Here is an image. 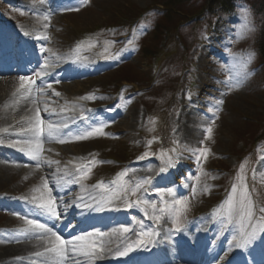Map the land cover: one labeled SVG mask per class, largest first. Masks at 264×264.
Listing matches in <instances>:
<instances>
[{
	"label": "rangeland",
	"instance_id": "374dc122",
	"mask_svg": "<svg viewBox=\"0 0 264 264\" xmlns=\"http://www.w3.org/2000/svg\"><path fill=\"white\" fill-rule=\"evenodd\" d=\"M126 3L144 8L148 1L0 0V17L6 19L21 32L24 48L29 47L30 52L39 49L40 62L37 64V69L41 72V69L44 68L45 71L50 73L49 80H42L41 84L34 83L31 86L26 84L22 89L19 78L21 76L29 77L32 80L33 78L16 72L13 63L10 62L13 61V57H10L12 55L8 57L9 63L0 67V99L2 97L0 100V142L4 141L13 144V146L18 144L21 152L27 144L24 139L26 135L22 132L21 136L16 138H11L8 133L3 134V132H7L8 127L17 133L14 122H17L15 127L20 129L25 126L22 122L23 118L19 115L12 116L9 104L6 106V103L11 102L15 92L25 89L37 91L42 100L35 105V110L36 112L39 110L41 118H44L42 114L45 115L46 113L66 115L64 114L66 112L65 106L71 101V97L80 95L84 91L102 90V93L98 91L94 94L95 102H116L113 107L109 108L107 114L99 112L91 115L92 128L80 126V129L86 133L75 134L73 138L69 135L66 136L63 139L65 142H60L61 149L59 150L62 151L61 154L59 152H49L48 157L42 161L43 170L40 175L34 173L26 175L19 167L10 168L7 164L8 160L0 158V241L4 239L6 234L2 229L13 226L15 223L21 224L23 213L28 211L29 208L34 204L38 206L46 204L50 198L54 197L52 194L49 195L48 190H44L46 189L45 184L48 187L52 184L62 185L60 190L64 189L67 185L66 158L71 153L90 154L95 159L96 165L86 176V178L89 177V181L95 177L109 176L116 171L115 167H111L112 162L107 160L112 150L120 149L132 143L142 153L134 159L152 156V153H145V151L149 152L148 142L142 138L141 132L146 127H148V130H152L160 120L164 119V116H160V114L150 115L149 108L144 105L145 103L138 96V92H131L127 85L124 87L118 86L124 85L123 82L113 81L114 76L127 65L146 73H150L151 69L163 70L162 65L164 62L157 63V61H154L150 65L153 60L146 58L141 53L144 42L151 36L148 27L144 23H139L133 27L132 34L136 36V40L142 45L123 46L119 51H110V58L101 61L95 57L100 56V53L96 50L97 44H93L94 48L90 50L91 53L87 61L79 60L71 65L66 63L70 62L68 48H70L74 38H78L81 33H84L82 36L88 33H91V35L93 33L97 34L99 28L107 22L113 8L118 5L125 8ZM46 16L48 19H45ZM45 24L49 25L46 29L44 28ZM1 31L11 41L14 39L3 28ZM253 34L254 30L250 28L239 12L222 15L216 32L208 38V40L210 39L208 47L202 46L196 54L195 74L193 75L195 76L194 82L196 83L193 84L196 91L189 92V89L185 87L178 98L179 110L175 112L174 106H171L170 114H168V124L171 127L170 133L175 144L181 150H185L187 155L190 158L192 157V161L189 162L188 158L178 150V152H172L169 155H160L159 158L146 159L145 162L129 163L124 168L127 170L128 175H131L125 180L127 182L126 188L135 187L137 183L144 179H152L159 167L165 168L163 176L166 182H164L165 184L160 182L157 184L159 195L146 197L143 191L148 187L144 184L138 193L129 192L124 201L134 197L136 202L142 204L144 210L149 209L146 215L151 220H155L156 215L161 216V219L168 220L166 223L167 228L172 222L173 227L183 229L184 225L181 222L183 216L189 215L191 212L201 214L209 203H213L219 198L214 193L222 192L224 194L221 197L222 204L218 205L220 218L218 221L212 222L216 228L213 230L218 235L222 229V208L230 196H234L237 200L240 198V192L233 190V186L229 185L224 172L215 173L212 168L236 166L237 161L232 150L238 152L241 149L247 150L249 143L247 139L246 144L242 146V142L238 141L235 136V131H245V128H240L245 117H248L247 120L264 117V64L255 65L253 63V52L249 48L253 40ZM45 36H47V40L43 39ZM90 39L93 41L94 37L91 36ZM11 43L13 42H9V45L5 47L8 54H12ZM32 45L34 46L32 47ZM42 45L46 49L44 53L40 52ZM46 60L48 61L47 67H45ZM57 67L60 72L57 71L56 75H53L52 71ZM5 68L9 70L3 71L2 69ZM159 82L161 83V81ZM44 89H47L46 95L39 94V90ZM159 95L161 93H158L154 99L156 102L154 105L149 103L152 108H161L167 104V100L164 103L163 98ZM220 100H223L222 104H219ZM162 111L165 113L164 108ZM97 127L100 128L99 132H94L91 136L87 135L88 131ZM208 127L212 128V133L210 138L206 139L208 135L206 129ZM20 129H18V132H20ZM246 131L252 132L249 136L260 133L257 128H246ZM77 135L84 138L77 139ZM57 137H59L58 140H61L60 136ZM58 140H51L48 143H59ZM202 148H207L210 151L206 159L201 156L200 163H197L196 152ZM259 148L260 146L253 148V161L250 158L247 165L251 178H254L252 189H249L246 180L244 182V178L236 186L237 189L241 185L245 186L255 204L258 215H260L258 212L259 207L264 205V159H262L263 151ZM42 155L43 152L40 150V156ZM34 166L38 167L39 164L34 163ZM99 173H102L103 176ZM142 175L146 178H141ZM248 176L247 174L246 178ZM174 184L180 187L181 194L175 192ZM86 185L83 184L82 187H75V189L77 191L83 189L82 194H85ZM168 188L174 190L172 195H169L166 191H161ZM214 188L217 191H214ZM12 193L17 194V198H14V205H11V200L4 198V195L7 196V194ZM24 195H27V199L33 202L26 201V203H23L21 197ZM178 198L185 200L187 210L182 212L177 223L174 221L173 216L160 213L159 209L170 207L174 200ZM143 201H151L152 203L146 204ZM153 204L156 206L155 212L152 207ZM137 213L140 215L141 212L137 211ZM142 215L144 216V214ZM143 216L140 215V218L143 219ZM205 221H207L206 226H212L209 218ZM236 221L238 222L236 218H233L231 223L236 235H240L239 222L236 223ZM109 222L112 223V227L106 228L105 231L110 230L112 234L119 233L121 231L120 226L124 225L118 224L117 220ZM116 225H118V230L114 229ZM84 226L85 224L82 221L80 227L83 228ZM262 238L264 239V236ZM262 238L257 236L253 244L246 247L243 252L251 254V252L258 250L263 254L264 240ZM92 240L93 234L89 236V242ZM228 253L229 251H227L226 256ZM259 264H264V262Z\"/></svg>",
	"mask_w": 264,
	"mask_h": 264
},
{
	"label": "trees",
	"instance_id": "16d2710c",
	"mask_svg": "<svg viewBox=\"0 0 264 264\" xmlns=\"http://www.w3.org/2000/svg\"><path fill=\"white\" fill-rule=\"evenodd\" d=\"M149 6L140 9L128 4L115 7L112 22L121 23L129 28V21L141 14L150 20L152 38L144 43L142 53L145 57L163 63L159 76L148 74L126 66L120 72L119 81H127L143 90V101L146 105L164 90L176 92L184 81L181 76L184 70L189 71L192 65L193 52L202 40L209 35L219 14L230 10H243L252 16L254 34L250 49L255 51L258 63H264V0H148ZM121 7V8H118ZM121 33L119 34V36ZM157 77L159 79H157ZM176 77V78H175ZM161 81V83L159 82ZM171 85V87H169ZM169 89V90H167ZM157 145L164 147L169 136L163 125L157 128ZM156 130V131H157Z\"/></svg>",
	"mask_w": 264,
	"mask_h": 264
},
{
	"label": "bare ground",
	"instance_id": "6f19581e",
	"mask_svg": "<svg viewBox=\"0 0 264 264\" xmlns=\"http://www.w3.org/2000/svg\"><path fill=\"white\" fill-rule=\"evenodd\" d=\"M123 4V3H122ZM121 4V5H122ZM119 6V5H118ZM121 8V7H118ZM41 95H46L47 89L42 90L39 92ZM2 99V97H1ZM0 99V100H1ZM11 99V98H10ZM41 99L38 96V92H34L32 89H25L19 92H15L9 104L11 108V115L16 116L19 115L23 118L22 122L25 124L22 127V133L25 136V140L27 142L26 147L23 149V152L18 151H4L0 149V158L8 160L7 164H9L10 168L19 167L23 170V173L28 175V173H34L35 175H40L43 170V159L48 157V153L50 151H54L58 149L60 146L57 144H48L45 145V152L42 156L39 155L38 160L33 159L30 155L31 150L36 148V144L39 142L40 150L42 146L45 144L43 143L42 137L39 136L36 132L35 124H36V110L35 104L39 103ZM26 116V117H25ZM50 119H54L51 115ZM21 122V121H20ZM68 121H62L61 125H67ZM14 125H17V122H14ZM7 133L11 138L20 137L22 133H15L12 128H7ZM19 150V149H18ZM27 152V153H25ZM25 154H28L29 157H25ZM18 157L24 160H33L34 163H38L39 166L35 167L34 165H27L22 166L20 163H17L15 159ZM28 196L24 195L21 197L23 203L33 202L27 199ZM37 200V199H36ZM38 201V200H37ZM83 204H86L84 202ZM12 205V203H11ZM70 212L63 211L61 215L62 219H60V223L57 224L55 222H48L43 223L46 225L47 228L51 229L52 231L56 232L58 235H61V238L69 239L70 244L73 243L74 237L77 236V229L75 226L67 227L63 225L66 222L68 215ZM40 217L44 219L45 217H49L46 210L42 209L36 211L34 215L36 217ZM21 224L15 223L13 226H8L5 230L6 234L4 239L0 241V264H88L82 262L83 259L87 257L93 258L95 254L90 251L87 255L80 251L81 246H78L75 251L70 250L69 248L66 249V244L64 248L66 249L63 253H56L53 251H45L46 249H52L54 246V237L51 235V232L47 233L46 235L42 234V230L36 229L34 225H31L27 222V220H21ZM38 222V221H37ZM40 223V222H39ZM202 228V227H201ZM198 231L195 234L189 232L190 228L183 229V232L189 237L190 241L194 244L193 247L190 249L188 247H181L176 246L173 241L170 239L169 235L160 236L159 244H156V252L161 253L162 255L167 252L174 250L175 255L168 257L167 259L159 258L156 256L154 260H161L162 264H201L202 260L200 258H205L204 264H211L213 261V257L215 256L214 251H205V244L201 242L203 235H206V232L203 230H199V227H195ZM34 230V231H33ZM62 233V234H61ZM113 243L116 242V238L112 241ZM83 243V242H82ZM94 245V244H93ZM104 245L108 246L109 241H104ZM95 246V245H94ZM104 248V247H103ZM41 253L39 256L36 253ZM132 260V259H131ZM134 260V259H133ZM210 260V262H208ZM135 261V260H134ZM168 261V262H166ZM155 263H158L155 261ZM127 264H139L135 262Z\"/></svg>",
	"mask_w": 264,
	"mask_h": 264
},
{
	"label": "snow or ice",
	"instance_id": "6c2138e0",
	"mask_svg": "<svg viewBox=\"0 0 264 264\" xmlns=\"http://www.w3.org/2000/svg\"><path fill=\"white\" fill-rule=\"evenodd\" d=\"M66 10H73V9H66ZM78 10V9H75ZM45 19H48V17L46 16ZM49 25L45 24L44 28L46 29ZM38 39H40V37H38ZM43 39L47 40V36L43 37ZM46 51V49L44 48V46L42 45L40 48V52L44 53ZM48 65V61H45V67H47ZM50 73H48L47 71H45L44 68L41 69V72L36 73V75L38 77L40 76H46L49 75ZM247 75V73H246ZM20 87L23 89L25 87V85H29L31 86L32 84L35 83V81H33L31 78L26 77V76H21L20 78ZM58 95V93H57ZM223 100L219 101V104H222ZM218 111V109H216ZM36 122H37V127H36V132L38 135L43 136L45 131H47V136L48 137H52L57 131H58V126H54L52 124H49L48 129L46 130L43 127L44 121L40 116L39 110H37V114H36ZM100 128L97 127L95 129H92L90 131H88L87 135L91 136L93 135L94 132H99ZM207 132V136L206 139L210 138V134L212 133V128L208 127L206 129ZM77 139H81L84 138L80 135H77L76 137ZM61 143H64L65 141L63 139L60 140ZM203 143V142H201ZM210 150L207 148H202L200 150H198L196 152V162L200 163V157L203 156L205 159L207 158V154ZM30 155L33 159H37L39 158L40 155V144L39 142L36 144V148L34 150H31ZM264 158V157H262ZM244 165H241V169H243ZM79 171H83V169H79ZM126 171L120 173L121 176L126 175ZM161 172L165 171V168H161L160 169ZM151 180L150 179H144L142 181H140L139 183H137L135 185V187H131V188H125L123 190L122 196L123 197H127L128 193L131 192L133 194L138 193L141 188L143 187L144 184H150ZM45 187H48L47 184H45ZM233 190L234 191H239L240 192V198L237 200L234 196H230L225 204V206L222 208L221 210V218L223 222H226L228 224H230L233 220V218H236L239 222V226H240V235H239V239L236 241V246L239 248H246L248 246H250L253 241L256 239L257 237V229H259V232L264 234V206L259 207L258 212L260 213L259 216L256 215L257 213V209L255 208V204L254 202L251 200L248 192L246 191V188L244 185H241L239 189L236 188V186H233ZM161 191H166L169 195H172L174 193V190L172 188H168V189H162ZM49 195H51L49 193ZM82 199V198H81ZM93 199H95L93 197ZM140 198L138 197V200ZM146 204H151V201H143ZM54 201L52 199H49L47 201L46 204H41L38 207L41 209L46 210V212L51 215L52 217L59 219V214L57 212V208L53 207ZM84 207H91L90 205L85 204ZM154 212L156 211V206L155 204L152 205ZM97 211H102L103 209L99 206H97L96 209ZM187 210V205L185 203V200L182 198H178L175 199L174 202L171 204L170 207L168 208H164L161 207L159 209L160 213H167L168 215L173 216L174 221L178 223L182 212ZM155 219L157 221H159L161 219V216L156 215ZM29 224L34 225L36 229H40L42 230V234L46 235L47 233L51 232V235L55 238L54 239V246L52 249H46L45 251H53L56 253H63L66 251V249L64 248L65 245V241L61 238L60 235H58L56 232L52 231L51 229L47 228L46 225H44L43 223H39L37 222L35 219H29L27 221ZM246 222V223H245ZM69 227H73L72 225H69ZM182 229L180 227H176L175 231L176 232H180ZM34 231V230H33ZM124 232H129V228L128 227H124L123 228ZM102 234V233H101ZM86 235H90V234H85ZM141 239L137 240L135 243L136 245H144L145 247H147V245L145 244V241L143 240L142 237L144 236H148L149 233L146 231H142L140 234ZM85 236H76L74 237V239L76 241H84L85 240ZM71 243V242H69ZM92 247H94V245H92ZM133 245H129L127 248H125L124 251L119 252V255L124 256L126 255L128 252L132 251ZM41 253L37 252L36 255H40ZM87 254V253H85Z\"/></svg>",
	"mask_w": 264,
	"mask_h": 264
}]
</instances>
